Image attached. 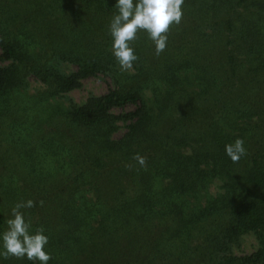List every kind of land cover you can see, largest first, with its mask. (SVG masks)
Masks as SVG:
<instances>
[{
	"label": "trees",
	"instance_id": "trees-1",
	"mask_svg": "<svg viewBox=\"0 0 264 264\" xmlns=\"http://www.w3.org/2000/svg\"><path fill=\"white\" fill-rule=\"evenodd\" d=\"M115 2L0 0V232L33 200L49 264H264V0H185L159 56L138 35L132 71L111 52ZM99 75L108 93L33 120ZM31 78L44 90L20 96ZM250 233L257 250L234 255Z\"/></svg>",
	"mask_w": 264,
	"mask_h": 264
},
{
	"label": "clouds",
	"instance_id": "clouds-1",
	"mask_svg": "<svg viewBox=\"0 0 264 264\" xmlns=\"http://www.w3.org/2000/svg\"><path fill=\"white\" fill-rule=\"evenodd\" d=\"M184 4L185 0H116L108 31L112 38V55L122 71H132L139 60L132 44L141 32L155 45L157 56L166 50L171 27L182 23ZM244 143L237 138L224 147L234 164L247 155ZM135 159L141 166L146 163L139 155ZM33 207L35 202L27 200L12 208L7 228L0 232V264L9 258L27 259L30 264H49L52 259L47 251L49 237L42 228L33 232L31 222L22 211Z\"/></svg>",
	"mask_w": 264,
	"mask_h": 264
},
{
	"label": "rangeland",
	"instance_id": "rangeland-1",
	"mask_svg": "<svg viewBox=\"0 0 264 264\" xmlns=\"http://www.w3.org/2000/svg\"><path fill=\"white\" fill-rule=\"evenodd\" d=\"M1 55V50H0ZM0 66H5V63L0 62ZM65 73L69 74L70 72L74 71V67L72 66H63L62 67ZM113 82L111 78L106 76H97L95 78H90L82 82V86L79 89H76L72 92H69L68 94L64 95L63 97L55 98L47 105L40 106L39 109H35V112L33 114V120L35 121H41L43 117H45L50 110L54 109L56 107H63L65 109H72L76 106H82L84 105L90 98L93 97H99L102 95H105L108 93L109 89H112ZM44 90V86L40 84L37 80L34 78L29 79V82L27 85L21 89L20 96L28 98V96H37L38 93L42 92ZM144 97V96H143ZM146 98L150 97V94H145ZM27 100V99H26ZM135 105H128L124 108L115 109L114 113L116 115L120 114H126L128 112L134 111ZM126 126L127 124L125 122H119V131L117 134L114 135L115 138H120L122 135L126 132ZM183 152L188 153L189 150H184ZM223 181L221 180H215L209 185L208 189V195H215L216 193H219L222 191L223 187ZM206 197V195H205ZM205 199V198H204ZM205 202V201H204ZM202 202V203H204ZM241 243L234 247L233 253L234 255L241 257L246 256L254 253L258 248V240L257 238L252 234L245 235L241 241Z\"/></svg>",
	"mask_w": 264,
	"mask_h": 264
}]
</instances>
